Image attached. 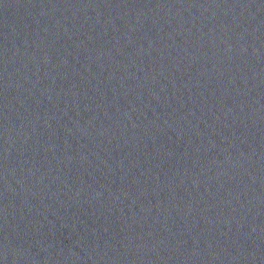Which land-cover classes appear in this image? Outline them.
<instances>
[{"label": "water", "instance_id": "water-1", "mask_svg": "<svg viewBox=\"0 0 264 264\" xmlns=\"http://www.w3.org/2000/svg\"><path fill=\"white\" fill-rule=\"evenodd\" d=\"M0 264H264V0H0Z\"/></svg>", "mask_w": 264, "mask_h": 264}]
</instances>
